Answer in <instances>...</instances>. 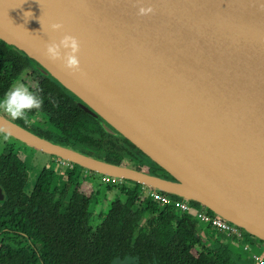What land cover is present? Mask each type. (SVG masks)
<instances>
[{"label": "water", "instance_id": "water-1", "mask_svg": "<svg viewBox=\"0 0 264 264\" xmlns=\"http://www.w3.org/2000/svg\"><path fill=\"white\" fill-rule=\"evenodd\" d=\"M65 33L80 41L86 75L46 57ZM0 39L172 179L83 154L0 112L11 138L192 202L264 241V0H0Z\"/></svg>", "mask_w": 264, "mask_h": 264}, {"label": "trees", "instance_id": "trees-1", "mask_svg": "<svg viewBox=\"0 0 264 264\" xmlns=\"http://www.w3.org/2000/svg\"><path fill=\"white\" fill-rule=\"evenodd\" d=\"M0 56L2 96L25 62L4 58L1 50ZM32 91L42 98L43 105L28 113L40 112L47 119L43 126L31 127L37 135L114 164H121L127 153L118 139L145 156L121 135L106 138L98 121L55 79L45 78ZM95 125L98 130L93 133L90 126ZM92 147L98 154L90 152ZM76 168L67 171L66 178L56 185L58 176L51 166H44L27 194L28 165L10 147L0 155V187L6 196L0 204V233L24 236L32 245L30 249L19 247L7 264H111L114 258L127 256L138 264H234L227 257L230 248L204 246L194 216L178 214L170 204L155 201L134 181L123 180L119 187L123 197L112 200L93 226L91 208L99 191L94 187L80 190Z\"/></svg>", "mask_w": 264, "mask_h": 264}, {"label": "flooded vegetation", "instance_id": "flooded-vegetation-1", "mask_svg": "<svg viewBox=\"0 0 264 264\" xmlns=\"http://www.w3.org/2000/svg\"><path fill=\"white\" fill-rule=\"evenodd\" d=\"M0 50L3 53L4 58H13V59H16V61L23 60L25 62V64L22 65L21 70L19 71V73L13 78V80H12V82H11V84H10V86L7 89L6 92H8L10 88H12L15 84H17L19 82H23L32 91L45 78H48L45 75H43L37 68L33 67L34 64H33L32 60L29 59L24 52H22V51L18 50L17 48L7 44L4 41L3 42L0 41ZM1 58H2V56H0V59ZM3 97H4V95L0 96V98H3ZM77 105H78V103H77ZM86 114H88V113H86ZM16 121L18 123H20L22 126H24L25 128L30 129L31 127H38V126H41V125L43 126V123L47 122V119H46V117H45V115L43 113L36 112L34 114L27 113L26 120H16ZM97 127H98L97 125H95L94 127L90 126V128L92 129L91 132L95 133V131L98 130ZM30 130H32V128ZM104 134H105L106 138H107V136H112V134H110L108 132H105ZM114 138H116V137H114ZM3 139H5V138H3ZM118 140L120 141V145L125 147L126 150H127V153L124 154L125 157L123 158L124 160L121 162V164H127L128 165V163H131L133 165H136L138 168H143L144 167L145 169L151 171V168L153 166H155L154 162H152L146 155H145L146 157L143 156L134 147H132L130 144L126 143L124 140H120V139H118ZM4 142H6V141H4ZM7 147L12 148V151H14L28 165V169H29L28 171L29 172H28L27 182H26V185L24 187V191L27 194H30L32 192L33 186H34V180H35L36 176L38 175L39 171L44 166H51V168L55 172V175L58 176V179L56 181V185H59L66 178L67 171L71 170L73 168V166H76V165H73V164L69 163L70 164L69 169H67L65 171V170L62 169V168H65V166L57 164V160H62V159L57 158L56 156L52 157V155H51L50 156L51 158H49L47 160V162H45L42 165L41 168H37L35 166L33 167V165L31 166L30 161L24 159L23 152L21 154V152L19 151L20 150L19 146H17L18 148H16L12 144H6L4 146V148L2 149V151L0 152V155L5 152ZM90 152H93V153L95 152V153L98 154V150L96 148H94V147L90 148ZM76 167L79 168V169L76 168V170H77L76 176H78V179H79V182H80V183L78 182V184H77L79 189L80 190H84V191H91L92 188H91V186H89L87 184V182H88L87 178L95 175L96 173L92 172V171H89L87 169L81 168L79 166H76ZM155 168H156L155 172H153L154 174L159 175L161 177H165L167 179H172L169 176V174L164 172L163 169H161L160 167L155 166ZM96 175L95 176L97 177V180H98L97 181V186L98 187L103 185V187L106 188V191L109 192L108 188H110L112 186H115V189H116L117 193L115 194L114 197H113V195L112 196H108V195H105V194L101 197V196H99L100 194H98L96 202L93 204V206L91 208L92 219H91L90 224H92L93 226L97 222H99L101 220V218L103 217V215L108 211L109 206H110V202L112 200H114L115 198L121 196L120 193H119V187H120V185L123 182L122 179H116V178L109 177V176H106V175H101V174H96ZM86 185H87V187H86ZM0 190H1V192L3 194V197H4L3 199H0V204H1V202H4L6 200V196H5V193L3 192L1 187H0ZM143 190H144V193L146 195H149L152 198H153V196L151 195V193L153 191H157V190H154V189H151V188H147V187H144V186H143ZM159 192H162V191H159ZM162 193H165V192H162ZM172 199L175 200V199H179V198L172 195ZM154 200L158 201L156 199H154ZM190 203L193 204L192 202H190ZM163 204H165V203H163ZM170 205L173 207L172 204H170ZM174 209H175V211L178 214H187L188 213V212L178 211V210H176V208H174ZM203 210H206V209L203 208ZM207 211L209 212V210H207ZM188 214H190V213H188ZM190 215H192V214H190ZM195 218L197 219V228L201 232L204 246L210 247L212 250H218L219 248H227V247L230 248V244L229 243L231 241H234L237 238V237L228 235V234H226L224 232H221V231H218L216 229H213L212 227H210V226H208L206 224L204 226L203 223L197 217H195ZM200 223H202V225ZM206 230L217 232L216 234L219 236L217 241L212 242V241L208 240L207 238H205V235H203V234L206 233L205 232ZM241 238H243V237H241ZM21 246L25 247L26 249H30L31 246H32L31 242H30V239H28V238H26L24 236L14 238V236L0 233V264H7V262L9 260H11L13 254ZM196 249L200 250L201 248L200 247H196ZM243 249L244 250H249L246 245L243 246ZM227 251H228V253L230 255L229 256L227 254V257H229L233 261L234 264H264V258L260 257V256H258L256 254H253L252 252H250V255L249 254L245 255V254H243V253H241L239 251L235 252L232 249H231V251L230 250H227ZM115 260H121V261L130 260V261H132V264H138L137 260L134 257H131V256H127V257H125L123 259L114 258L111 261V264Z\"/></svg>", "mask_w": 264, "mask_h": 264}, {"label": "clouds", "instance_id": "clouds-1", "mask_svg": "<svg viewBox=\"0 0 264 264\" xmlns=\"http://www.w3.org/2000/svg\"><path fill=\"white\" fill-rule=\"evenodd\" d=\"M152 11L151 7H141L139 14L146 15ZM31 15L30 11L24 13L26 18ZM50 27L53 31H59L63 29V24L60 22L52 23ZM80 50L81 45L78 38L67 33L61 36L58 41L52 39L45 44V55L50 61H59L71 73L86 75L80 67ZM42 105V98L31 91L23 82L15 84L4 94L3 98H0V112H3L13 121L26 120L28 112L40 109ZM0 134H4V138L8 139L11 132L10 129L0 126Z\"/></svg>", "mask_w": 264, "mask_h": 264}, {"label": "rangeland", "instance_id": "rangeland-1", "mask_svg": "<svg viewBox=\"0 0 264 264\" xmlns=\"http://www.w3.org/2000/svg\"><path fill=\"white\" fill-rule=\"evenodd\" d=\"M4 138V134H0V152L2 151V149L4 148V146L6 144H12L14 147L18 148L17 146H19V151L23 152V155H25V153L27 154V159H29V161L31 163H35L37 161V164H38V167L37 168H41L42 165L49 159L51 158L50 156L51 155H48V154H45V153H42V152H39L37 151L36 149L30 147V146H27L13 138H11L10 136L8 137V139H3ZM6 141V142H4ZM37 157H35V155ZM53 157V156H52ZM24 159L25 156H24ZM63 170H67L69 169V167H65V168H62ZM79 169V168H77ZM155 166H153L151 168V171L152 172H155ZM89 172V171H88ZM97 174V173H96ZM95 174V175H96ZM97 176V175H96ZM90 177L87 178V180L89 181ZM92 186L94 188H97V190L99 191V196H103L104 194L105 195H108V196H112L113 194H116L117 191L115 189V186H112L109 189V192L106 191V188L102 186L98 187L97 186V182L93 183ZM87 187V185H86ZM85 188V187H84ZM106 191V192H105ZM121 197H123L121 195ZM197 208L200 209V207L198 205H195ZM203 209V208H201ZM202 225V223H200ZM205 226V224H203ZM245 232V231H244ZM243 238H236L234 241H231L229 244H230V248L237 252H241L245 255L249 254L250 255V252H252L253 254H256L260 257H263L264 258V241L260 240L259 238L253 236V235H250V234H247L246 232L244 233V236H242ZM247 246L249 250H244L243 249V246ZM112 264H132V261L130 260H125V261H121V260H115Z\"/></svg>", "mask_w": 264, "mask_h": 264}, {"label": "built area", "instance_id": "built-area-1", "mask_svg": "<svg viewBox=\"0 0 264 264\" xmlns=\"http://www.w3.org/2000/svg\"><path fill=\"white\" fill-rule=\"evenodd\" d=\"M57 164L63 165L65 167H69L70 164L64 160H57ZM154 199L165 203V204H172L176 210L181 212H188L193 216L197 217L203 224H206L213 229L218 231L224 232L228 235L241 238L244 236V231L242 228L222 219L221 217L208 212L207 210L199 209L195 205L187 202L181 198L179 199H172V195L167 193H162L159 191H153L151 193Z\"/></svg>", "mask_w": 264, "mask_h": 264}, {"label": "crops", "instance_id": "crops-1", "mask_svg": "<svg viewBox=\"0 0 264 264\" xmlns=\"http://www.w3.org/2000/svg\"><path fill=\"white\" fill-rule=\"evenodd\" d=\"M5 115V114H4ZM35 155V154H34ZM25 160H28L29 161V159H27V154L25 153ZM35 157H37L36 155H35ZM47 162V161H46ZM30 164H31V166L33 165V167L35 166V167H38V164H37V161L35 162V163H31L30 162ZM98 180H97V177L95 176V175H93V176H91L90 177V179H89V181L87 182V184L89 185V186H91V187H93L92 186V184L93 183H95V182H97ZM115 196V194H113V197ZM206 233H204L203 235H205V238H207L208 240H210V241H212V242H214V241H217V239L219 238V236L216 234L217 232H214V231H210V230H206L205 231Z\"/></svg>", "mask_w": 264, "mask_h": 264}]
</instances>
